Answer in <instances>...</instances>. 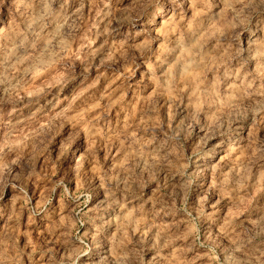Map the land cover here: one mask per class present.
Returning a JSON list of instances; mask_svg holds the SVG:
<instances>
[{
	"label": "rangeland",
	"instance_id": "rangeland-1",
	"mask_svg": "<svg viewBox=\"0 0 264 264\" xmlns=\"http://www.w3.org/2000/svg\"><path fill=\"white\" fill-rule=\"evenodd\" d=\"M0 264H264V0H0Z\"/></svg>",
	"mask_w": 264,
	"mask_h": 264
}]
</instances>
